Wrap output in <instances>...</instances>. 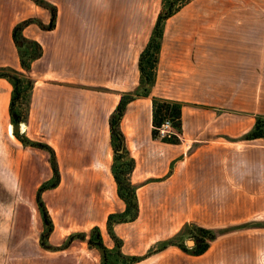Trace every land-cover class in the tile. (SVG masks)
Segmentation results:
<instances>
[{
  "label": "crops",
  "instance_id": "crops-1",
  "mask_svg": "<svg viewBox=\"0 0 264 264\" xmlns=\"http://www.w3.org/2000/svg\"><path fill=\"white\" fill-rule=\"evenodd\" d=\"M49 1L58 6L56 28L47 31L32 23L22 32L44 50L28 73L34 88L26 122L13 124L14 86L0 77V182L5 186L53 177L51 153L24 143L27 139L53 149L64 180L107 181L113 188L110 119L122 96L140 86L139 59L163 0ZM263 4L193 0L166 21L156 85L149 97L129 103L121 121L124 147L138 151L132 156L131 181L139 217L114 225L124 254L145 256L157 241L152 237L172 238L190 222L208 229L230 228L264 213V139L244 140L258 115H264ZM33 18L43 25L51 21L31 0H0V69L23 72L21 45L13 32ZM157 96L184 104L178 145L152 138ZM150 142L163 146L151 149ZM7 195L24 192L0 190V196ZM48 195L43 199L51 210ZM111 206L94 227L113 250L107 221L126 210L117 184ZM15 213V208L10 214L0 210V264H38L40 252L41 264H55L54 256L46 253L60 255L58 264H67L61 255H70L76 241L63 250L45 251L40 245L44 225L38 224L33 233L29 222L15 220ZM54 227L48 240L62 245L69 236L62 237ZM82 242L88 244L87 239ZM85 252L79 256L84 264ZM198 259L170 246L136 264H198Z\"/></svg>",
  "mask_w": 264,
  "mask_h": 264
},
{
  "label": "trees",
  "instance_id": "trees-1",
  "mask_svg": "<svg viewBox=\"0 0 264 264\" xmlns=\"http://www.w3.org/2000/svg\"><path fill=\"white\" fill-rule=\"evenodd\" d=\"M42 8H45L51 13V21L48 25H43L36 19H28L18 24L14 28L13 37L18 44L22 42L18 47L19 56L21 60V66L23 72L15 71L13 69L4 68L0 69V77L7 78L14 86L13 96L11 100L10 112L12 122L14 125H19L26 122L27 114L23 115L19 112V107L25 104L29 110L30 97L34 88V80H32L28 73L31 70L34 61L38 60L43 55L42 46L35 41L26 39L22 32L32 23H38L42 29L50 31L54 30L57 25L58 8L55 5L48 3L45 0H31ZM193 0H163L162 10L158 15L156 25L149 44L142 52L139 59V68L141 73L140 86L133 94H125L118 105V108L111 116L110 125L113 139V146L118 152L124 148L122 154H118L116 158V164L113 167L114 179L118 187V195L120 199L126 204V210L122 213L111 214L107 221L108 233L112 240L115 242V248L113 250L106 247L104 244L101 230L95 227L87 240L90 248H95L100 251L102 255V264H136L145 259V256H128L122 252L123 241L116 236L114 232V225L118 223L133 222L139 217V201L137 196V190L131 181V175L135 167V160L129 155L128 151L124 147L125 136L121 129V121L125 115L127 106L129 103L140 97H149L151 95L152 88L157 81V71L159 58L162 48V39L164 35V28L166 21L178 13L183 7L192 2ZM26 80V81H25ZM26 84V85H25ZM183 106L175 101L165 99H153V118H152V138L166 144L178 145L181 143L182 136V124H183ZM169 120L172 123L174 131L172 133H162V127L165 122ZM264 139V117L258 116L256 118V124L253 130L248 133L244 140H256ZM24 143L32 146L48 150L52 155V167L54 170V179L52 183L47 184L48 188H55L60 182V172L58 162L53 149L42 143L31 142L27 139H23ZM45 188V187H43ZM40 190L38 193V202L43 217V222L46 230L41 235V245L48 250H63L70 246V244L76 239L86 241L87 237L84 234L71 235L69 240L61 247H53L49 244L48 239L51 233L54 231V224L48 210L41 198ZM196 233L198 248L194 252L195 255H202L210 248V242L217 239L219 233L214 230L197 227ZM173 245V242H170ZM114 259V260H112Z\"/></svg>",
  "mask_w": 264,
  "mask_h": 264
},
{
  "label": "rangeland",
  "instance_id": "rangeland-1",
  "mask_svg": "<svg viewBox=\"0 0 264 264\" xmlns=\"http://www.w3.org/2000/svg\"><path fill=\"white\" fill-rule=\"evenodd\" d=\"M45 1H47L52 5H55L49 0H45ZM40 8L42 10H45L51 15L49 10L42 7ZM33 19H36L39 22H41L37 18H33ZM262 21H263V31H264V4H263ZM36 24L39 25L38 23ZM39 27L41 26L39 25ZM262 45L264 47V37L262 39ZM157 77H158V71H157ZM154 98L164 99L158 96ZM165 100H169V99H165ZM170 101H175V100H170ZM175 102L180 103L182 106L184 105L183 102L181 101H175ZM18 110L23 115L27 114L28 117L29 110L25 102L23 103V105H21V107H19ZM258 116L264 117V115H258ZM173 131L174 128L172 126V123L170 122L168 133H172ZM148 146L151 149H154L157 147L160 148V146L163 145L154 144L150 142ZM142 150L145 151L147 150V148L144 147L142 148ZM123 152L124 151L121 148L118 152H116L115 148L112 146L110 148L111 163L115 165L118 154H122ZM128 153L129 155L131 154V157L138 156L137 154L138 151L136 152L135 148L133 147H131V151ZM58 167L60 172V182L58 186L55 188L46 187L47 184L53 182L55 175H53V177L48 181H43V180H38L33 182L24 181L21 183L17 182V184L16 182H7V185L5 186L4 183L0 182V190L4 188H8V190L10 188L11 189L17 188V189H21L24 192L23 196H17V197L10 195L0 196V210L6 211L7 214H10V212H12L15 208L16 211L15 220H19L20 222H29L30 226L32 227L33 233H35L38 224L42 223L44 225V222H42L43 217H41L42 213L40 210V205L39 202H37L38 195L36 201V194L37 192L39 193L41 189H43V191L41 192V198L43 200V203L45 204L46 209L48 210V206L46 205L43 198H44V194L49 191L48 198L50 200V204L52 205V208L51 210H48V212L50 214V217L52 218L53 224L57 226V233L60 232L62 237L69 236L67 240L65 239L66 241L64 240L65 242L63 241L64 243L62 242V245H53L48 240L49 244L53 247L63 246L69 240L70 236L75 234H84L88 240L90 238L92 230L95 228L94 227L95 220L103 218L107 213L112 211L111 204L114 198L116 197L115 182L113 183L114 186L112 188L110 183L108 184L107 181L69 180V179L64 180L62 178L59 163H58ZM7 193L9 192L7 191ZM114 193L115 195H113ZM30 194H32L33 196H30ZM18 206L22 208L23 212H20ZM197 227L200 226L194 222H190L184 225L181 231L172 238L164 239L162 238L161 234H159V236L157 237H152V241L153 240H157V241L154 242L147 249L146 255L152 256L160 253L161 251L167 249L170 246H174L182 250L188 256L198 257L199 258L198 264H264V213L260 216V219L250 220L244 224L232 226L230 228H214V229L209 228L219 233V235L216 240L210 242V248L208 250L209 252L207 251L208 253L205 252L204 254L199 256L194 254L198 246H200L198 245V241L196 237V233L200 236V234L197 231ZM23 230L25 231L26 228H23ZM45 230L46 228L44 225V231ZM17 231L19 232L21 231V229H18ZM40 235H42V233ZM75 241L76 242L73 245L72 253H70V255L68 256L61 255L63 259L67 260V264H84V262L82 261L80 262L79 260L80 254L81 256L84 254L83 253L84 248L86 251L85 264H102V258L99 255L100 253L97 249L90 248L88 244H84L82 242L83 240L76 239ZM170 242H173V245H171ZM41 247L43 246L41 245ZM44 250L50 252L58 251V250H48L45 248ZM46 254L48 256H54L55 264L59 263L58 256L60 255L51 254V253H46ZM43 261H44V256L43 253L40 252L38 257V264H41Z\"/></svg>",
  "mask_w": 264,
  "mask_h": 264
},
{
  "label": "built area",
  "instance_id": "built-area-1",
  "mask_svg": "<svg viewBox=\"0 0 264 264\" xmlns=\"http://www.w3.org/2000/svg\"><path fill=\"white\" fill-rule=\"evenodd\" d=\"M169 127H170V121L167 120V121L165 122V124L163 125V127H162V133H163V134L168 133V129H169Z\"/></svg>",
  "mask_w": 264,
  "mask_h": 264
},
{
  "label": "water",
  "instance_id": "water-1",
  "mask_svg": "<svg viewBox=\"0 0 264 264\" xmlns=\"http://www.w3.org/2000/svg\"><path fill=\"white\" fill-rule=\"evenodd\" d=\"M19 45H22V43H19Z\"/></svg>",
  "mask_w": 264,
  "mask_h": 264
}]
</instances>
